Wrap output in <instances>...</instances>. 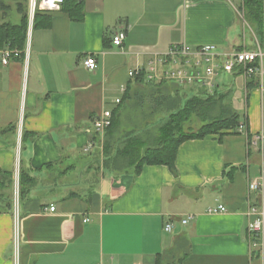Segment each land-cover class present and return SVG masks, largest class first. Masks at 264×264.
<instances>
[{
  "label": "crops",
  "instance_id": "crops-1",
  "mask_svg": "<svg viewBox=\"0 0 264 264\" xmlns=\"http://www.w3.org/2000/svg\"><path fill=\"white\" fill-rule=\"evenodd\" d=\"M3 1L0 23H17V0ZM241 3L82 0L81 19L49 12L48 23L31 30L27 59L0 63V177L13 172L16 180L24 167L38 179L12 211L2 209L7 189L1 191L0 264H156L159 256L166 264H264V227L259 235L248 229L264 210V192L249 189L252 179L264 178V86L256 79L235 72L230 81L217 80L211 94L229 111L213 115L235 113L238 126L181 142L174 172L165 164H145L137 175L130 167L110 170L111 180L82 193L65 182L77 157L87 156L86 143H95L94 131H86L93 117L110 110L126 134L142 136L150 127H129L124 107L148 96L158 106L150 123L155 135L148 137L155 146L160 126L189 97L184 86L130 78L129 70L173 44L230 52L259 43L254 38L248 47L241 38ZM119 30L125 37L117 46L112 37ZM89 55L97 60L93 70L83 63ZM47 163H57L55 173ZM218 204L226 210L207 212Z\"/></svg>",
  "mask_w": 264,
  "mask_h": 264
},
{
  "label": "trees",
  "instance_id": "trees-1",
  "mask_svg": "<svg viewBox=\"0 0 264 264\" xmlns=\"http://www.w3.org/2000/svg\"><path fill=\"white\" fill-rule=\"evenodd\" d=\"M240 8L244 11V18L249 21V24L255 26L256 35L260 46L264 49V0H241ZM3 0L0 3L3 4ZM82 0H64L62 10L68 13L73 19H81L83 12L81 10ZM16 8L20 14V19L17 23L11 21L0 23V48L5 45L16 47L24 50L26 45L27 29H28V0H17ZM49 14L46 12L37 11L34 15L32 29L48 23ZM219 103L218 113L228 112V108L224 107L219 102V96L207 94L205 96L194 94L186 98L185 102L174 113H171L164 123L160 126L156 145H146L144 141L138 140L135 142L130 139L128 144L123 149H117L111 157V171L116 167L117 159L123 157L124 164L132 168L131 173L137 175L142 166L145 164H165L173 172L175 171V156L179 144L187 139L202 138L208 134L218 133L223 129H236L238 126V116L235 113H230L226 116H215L213 112ZM205 119L204 123L194 129L192 127H184L192 118ZM206 119H212L207 121ZM117 119L111 116V123L107 130L116 125ZM12 128V127H10ZM25 133L21 134V141L24 139ZM106 147H109L108 145ZM107 162V161H106ZM108 165V163H107ZM106 165V166H107ZM46 168L51 169L53 173L57 170V163H47ZM73 165L59 170V174H63ZM114 168V170H113ZM124 171V170H122ZM126 172V171H124ZM121 173V171H119ZM0 177V197L2 189H7V193H3V210L12 211L13 206L20 203L29 193L36 188L38 179L27 168L20 167L18 171V181L16 184L15 175L13 172L3 173ZM70 194H78L71 192ZM156 264H166L162 257H157ZM172 264V263H168Z\"/></svg>",
  "mask_w": 264,
  "mask_h": 264
},
{
  "label": "built area",
  "instance_id": "built-area-1",
  "mask_svg": "<svg viewBox=\"0 0 264 264\" xmlns=\"http://www.w3.org/2000/svg\"><path fill=\"white\" fill-rule=\"evenodd\" d=\"M63 1L28 0V29L25 48L20 50L8 44L0 48V63L2 65H7L11 58L19 55H23L27 59L35 13L37 11L46 13L59 11L62 9ZM124 37V31L119 30L113 35L112 43L118 46L122 43ZM83 63L89 70H93L97 66V60L92 55L87 56ZM220 71L228 74L239 72L246 80L256 79L260 87L263 88L264 49L259 43L253 49H236L230 52H218L212 44H203L195 49H190L184 43L173 44L167 51L155 53L146 65H137L134 69L129 70L127 74L130 78L141 79L145 82L172 81L179 86L198 85L208 94L213 93ZM123 92L124 88L122 87L120 94L113 99L115 104L120 103ZM110 123L111 111L104 110L101 114L93 117L92 126L86 131L103 132L109 127ZM238 130H243V125L240 124ZM259 139L264 144V134H261ZM93 145L92 141H88L84 146V151H88ZM15 181H18V172H16ZM249 189L264 192L263 175L252 179L249 182ZM49 210H54V207H49ZM225 210L224 205L218 204L209 207L207 212L217 213ZM192 218L193 215L189 214L186 218L181 219V222L185 224ZM263 227L264 210L261 209L258 216L249 222L248 229L251 233L259 235L263 232ZM164 228L166 231H170L171 223H167Z\"/></svg>",
  "mask_w": 264,
  "mask_h": 264
},
{
  "label": "rangeland",
  "instance_id": "rangeland-1",
  "mask_svg": "<svg viewBox=\"0 0 264 264\" xmlns=\"http://www.w3.org/2000/svg\"><path fill=\"white\" fill-rule=\"evenodd\" d=\"M233 1L235 5L239 3V0H233ZM238 10H239V19L243 20V22L245 21L243 27L241 26V24H239L240 33L242 35L241 38L245 39V43L248 45V47L249 46L251 47L254 38L258 39L256 35L255 26L249 24L250 22L245 20L244 11L240 9ZM231 79H232L231 75H229L228 73L227 74L223 73L222 71H220V74L218 75L217 78L218 83L220 84L221 81L223 83V81L227 82L230 81ZM184 88L188 96L194 95L195 89H193L190 86H184ZM154 104L155 103L153 102L152 98H149L148 96H143L142 98L139 99L138 103L133 102L131 103V105H126L124 107V110L126 111V115H127L126 118L124 119H128L129 127L133 123H134L133 126L139 129H142L145 126L150 127L149 133L145 131V133L142 136H134L132 133L126 134V132L123 131L121 127H118L117 123L109 130L106 129L105 131L99 133L94 132L96 134V137H94L93 139L95 141L93 145V149L92 150L89 149L87 151L88 153L85 152L87 153V156L85 157L81 156L82 160H80L77 157L75 162L76 170H73L69 173L68 177L65 178V182H67L70 185H73L74 186L73 188L76 191L82 193L87 188H89L90 184L94 183V185L96 186V184H99L101 180H105V181L111 180L110 179L111 175L109 174L112 168L109 166L111 165V157L115 154L117 149H123L128 144L130 139H133L135 142H137L138 140H144L145 137L151 138L152 136L155 135V132L150 133V131L154 129L153 127H151L150 123L154 122L157 119V117L155 116L153 117L154 114L151 115L153 113L155 106H157ZM234 105H236L235 100H234ZM218 110L219 108L216 107L213 114L218 113ZM145 122L149 125H145ZM202 124L203 122L199 120V118L194 117L189 122H187L184 127L186 128L190 126L196 129L200 127ZM153 131H155V129ZM144 142L146 145H150L152 141H149L148 138L147 140H144ZM107 145L109 147H106ZM124 161L125 160L121 156L119 159H117L116 161L117 163L114 166L116 167V169L114 170L113 168L114 170L113 172L115 174L119 173V171H121L122 173L123 172L122 170L128 168V166L124 164Z\"/></svg>",
  "mask_w": 264,
  "mask_h": 264
}]
</instances>
